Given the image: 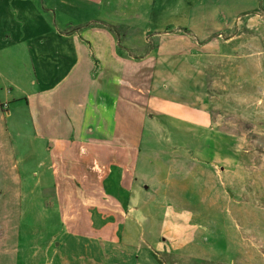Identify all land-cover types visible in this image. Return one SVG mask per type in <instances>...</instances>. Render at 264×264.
Masks as SVG:
<instances>
[{
  "label": "rangeland",
  "instance_id": "1",
  "mask_svg": "<svg viewBox=\"0 0 264 264\" xmlns=\"http://www.w3.org/2000/svg\"><path fill=\"white\" fill-rule=\"evenodd\" d=\"M27 1L52 8V30L102 24L120 52L149 61L151 89L108 123L127 136L102 138L96 155L124 185L135 165L121 245L103 249L65 234L51 196L37 201L29 183L49 155L23 102L35 87L20 89L33 44L0 43V79L16 82L0 85L13 108L0 122V264H264V0Z\"/></svg>",
  "mask_w": 264,
  "mask_h": 264
},
{
  "label": "crops",
  "instance_id": "2",
  "mask_svg": "<svg viewBox=\"0 0 264 264\" xmlns=\"http://www.w3.org/2000/svg\"><path fill=\"white\" fill-rule=\"evenodd\" d=\"M72 1L61 0V3L70 6ZM80 1L89 7L99 4L93 0ZM51 9L48 7L43 16L39 4L0 0V43L24 40L33 44L27 45L28 58L24 65L34 77L22 83L20 89L23 91L27 84L35 87L25 94L23 102L28 108L33 136L43 142L49 157L47 162L39 161L38 168L42 170L36 169L29 185L40 186L39 195L43 190L38 202L51 196L55 202L53 211L67 236L88 238L97 245L102 242L103 249L108 245L115 250L121 245L119 225L125 223L132 208L128 200L135 165L127 170L130 177L124 185L126 173L120 172L119 164L117 167L113 162L107 164L106 173L101 175L96 155L103 147L102 138L127 136L118 135L114 125L108 124L117 120L120 111H125L121 109L135 102L146 105L147 90L151 89V70L146 68L149 61L120 52L115 34L102 24L52 30L56 15L53 11L52 16ZM233 37L230 35L224 42L230 43ZM44 56L47 61L43 60ZM0 80L2 86L16 83L4 76ZM1 94L0 122L13 110L8 101H1ZM104 152L110 155L109 151ZM114 169L116 174L112 172ZM12 173L17 181L20 175ZM80 243L64 240L60 246L66 250L85 249ZM76 263L98 262L92 259L76 260ZM63 264L72 262L63 261Z\"/></svg>",
  "mask_w": 264,
  "mask_h": 264
}]
</instances>
